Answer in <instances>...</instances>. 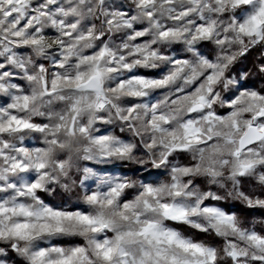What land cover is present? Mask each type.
Here are the masks:
<instances>
[{
    "label": "clouds",
    "instance_id": "1",
    "mask_svg": "<svg viewBox=\"0 0 264 264\" xmlns=\"http://www.w3.org/2000/svg\"><path fill=\"white\" fill-rule=\"evenodd\" d=\"M249 92L264 96V0H0V122L20 121L0 135V198L96 219L98 232L72 220L31 242L79 246L83 264L126 233L129 264H264V115ZM146 224L208 251L161 243L157 257L152 232L136 235ZM12 243L26 246L0 241V264H30Z\"/></svg>",
    "mask_w": 264,
    "mask_h": 264
},
{
    "label": "snow or ice",
    "instance_id": "2",
    "mask_svg": "<svg viewBox=\"0 0 264 264\" xmlns=\"http://www.w3.org/2000/svg\"><path fill=\"white\" fill-rule=\"evenodd\" d=\"M11 3L12 0H7ZM151 15V13H149ZM258 22V21H257ZM244 31L250 29L242 28ZM207 32L208 29H204ZM18 35V33H17ZM140 35V34H138ZM55 83V81L53 82ZM140 83H145L140 81ZM152 83V82H148ZM248 101V110L258 109L257 115H264V105L258 103L264 100V96L257 94L256 92H249L246 94ZM241 102H244L243 99ZM18 121L14 116H9L7 120L0 122V135L13 129L14 125H19ZM0 156H3L2 151H0ZM11 167L13 169H21V171L26 170V165H24L22 160L17 159ZM44 165L37 164L36 168H43ZM3 175L0 174V183H3ZM41 185L37 183H32L30 186L26 187L28 192H34L36 189L40 188ZM8 188L16 190L15 185H8ZM6 189L0 188V192ZM115 192V189L113 190ZM146 195L153 196L154 192L151 188L146 189ZM89 201L92 203H97L98 201L105 206L111 205L112 200H100L99 194L93 193L88 197ZM147 204V201H145ZM125 212H131V206H124ZM16 217H23L24 219H14ZM124 219H128L127 215H123ZM75 220L78 224L83 226L86 230L91 232H98L101 230V225L94 218L83 215L79 212L66 211L61 209H54L46 206H39L35 209H29L23 205L15 203L13 201L9 204L8 201L0 198V241H14L23 242L26 246L21 248L19 243H12L11 247L13 251L17 254H23L30 257V264H83L85 249L76 246L68 249L64 248H43L40 250H33L31 248V242L38 237L52 235L54 233H62L65 231L66 222ZM152 232V226L146 224L136 235H147ZM132 233H126L118 235L114 240H98L95 243V255L103 264H113L116 257H119L117 264H129L127 259V248L125 247L123 241L125 236H131ZM152 236L155 238L156 244V256L159 257L164 253V249L159 247L161 243H167L172 245L175 243L177 246L182 247L185 251L191 249L194 253L205 254L206 251L199 245L191 244L187 241H180L176 239L173 235H168L166 240H163L162 234L152 232ZM253 239H258L256 237H251ZM4 258L3 251H0V261Z\"/></svg>",
    "mask_w": 264,
    "mask_h": 264
},
{
    "label": "rangeland",
    "instance_id": "3",
    "mask_svg": "<svg viewBox=\"0 0 264 264\" xmlns=\"http://www.w3.org/2000/svg\"><path fill=\"white\" fill-rule=\"evenodd\" d=\"M54 243H59L61 245L65 244L66 242L65 241H54Z\"/></svg>",
    "mask_w": 264,
    "mask_h": 264
}]
</instances>
